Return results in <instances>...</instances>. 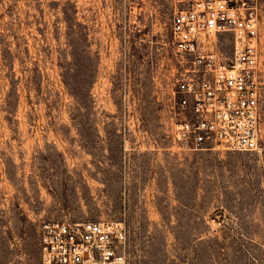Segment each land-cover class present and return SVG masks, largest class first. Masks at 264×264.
<instances>
[{
  "label": "rangeland",
  "instance_id": "rangeland-1",
  "mask_svg": "<svg viewBox=\"0 0 264 264\" xmlns=\"http://www.w3.org/2000/svg\"><path fill=\"white\" fill-rule=\"evenodd\" d=\"M260 144L171 136L175 0H0V264H38L43 221L120 220L127 264H264Z\"/></svg>",
  "mask_w": 264,
  "mask_h": 264
},
{
  "label": "built area",
  "instance_id": "built-area-1",
  "mask_svg": "<svg viewBox=\"0 0 264 264\" xmlns=\"http://www.w3.org/2000/svg\"><path fill=\"white\" fill-rule=\"evenodd\" d=\"M260 18L256 0H175L172 138L189 149L260 144ZM120 220L43 221L38 264H127Z\"/></svg>",
  "mask_w": 264,
  "mask_h": 264
}]
</instances>
